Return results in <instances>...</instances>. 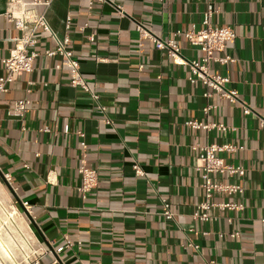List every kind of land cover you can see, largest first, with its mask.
<instances>
[{
    "label": "crops",
    "instance_id": "1",
    "mask_svg": "<svg viewBox=\"0 0 264 264\" xmlns=\"http://www.w3.org/2000/svg\"><path fill=\"white\" fill-rule=\"evenodd\" d=\"M8 9V0H0V78L19 34L6 18ZM207 12L214 26L236 33L225 54L237 61L212 64L211 72L230 79L226 88L251 114L192 83L189 65L175 64L137 30L142 25L162 41L174 40L186 60L200 61L204 53L176 33L200 29ZM46 19L58 40L70 38L67 48L112 124L91 95L71 86L70 69H57L62 58L45 56L57 40L40 31L34 71L0 95V202L24 214L19 219L37 250L51 242L63 246L65 237L73 244L59 259L41 255L39 264H264V0H53ZM24 100L30 101L26 113L16 109ZM207 105L215 109L205 115ZM189 121L227 131L193 129ZM212 144L243 148L222 157L246 175L213 179L244 189L216 194V202L244 208L213 209L214 220L200 221L194 215L205 192L193 146ZM82 159L99 175L86 198ZM136 163L144 175L136 174ZM163 201L171 204L174 220L163 216Z\"/></svg>",
    "mask_w": 264,
    "mask_h": 264
},
{
    "label": "built area",
    "instance_id": "2",
    "mask_svg": "<svg viewBox=\"0 0 264 264\" xmlns=\"http://www.w3.org/2000/svg\"><path fill=\"white\" fill-rule=\"evenodd\" d=\"M105 2L106 0H97ZM53 0H8L9 9L6 13V18L10 24L18 31V35L13 39L14 47L10 52L8 58L4 60V66L6 75L0 78V95L8 92L10 84L15 82L23 74H29L34 71V65L36 59L39 57L37 47L39 40L37 35L40 31L51 33V35L57 40V48L55 50H46L45 56L48 58L61 57L62 64L57 66L58 70H61L63 66H67L71 71V86L76 89H81L84 92L91 95L95 102L96 109L106 118V123L111 125L112 121L107 115L106 107L101 104L99 95L93 91L88 85L86 79L81 73V67L79 61L76 59L73 51L67 48L70 43V38L67 36L62 42L58 40L54 32L52 31L47 19L46 13L50 8ZM40 9V10H39ZM212 12H207L204 15L202 27L200 29H192L191 31L176 33V36L185 37L193 46L198 47L203 53L204 57L200 61H188L180 53L179 47L174 40L162 41L148 31H146L142 25L137 26V30L140 32L143 39H150L159 50H166L170 57L177 65H189L191 69V76L189 80L192 83L201 82L207 89H211L221 97L227 99L231 104H240L244 108L246 115L251 114L253 110L245 103L241 102L238 93L234 90L226 88V85L230 83L228 77H224L218 74H212L211 65H228L235 63L237 60L231 55L225 54L226 46L229 42L234 41L236 33L231 26L216 27L212 24ZM67 27H70V19L67 23ZM85 27H81L83 31ZM94 38L91 37L90 41ZM205 97H210V92H206ZM30 101H18L16 103V109L20 112L26 113ZM215 109L213 105H207L203 108L205 115H208ZM189 127L197 130H212L218 129L220 131H227V127L224 125L201 123L198 121H189L187 124ZM261 126L264 128V120L261 121ZM45 131L49 132L48 129ZM80 137H84V133L78 132ZM83 147L86 148V144L83 143ZM193 150L199 151V159L197 170L202 175V189L205 192V199L198 206V212L195 213L194 219L200 221L214 220L209 211L213 209L226 210H242L244 206L242 204H236L234 202L219 203L214 200L216 194H224L233 196L236 194H242L244 189L239 184H229L223 182H215L213 177L215 175H227L229 177H244L246 175V169L242 166H235L226 163L222 154L235 153L238 150H243L242 147H236L231 144H212L193 146ZM134 170L138 176L144 175L140 165L136 163ZM79 173L81 175L82 185L81 193L83 198H86L89 192L96 188L98 184V172L95 169L88 167L87 161L82 159L79 167ZM5 182L13 187V178L9 174L4 176ZM23 208L26 211V215H31L30 206L28 203H23ZM5 208L0 202V232L1 237L6 244L9 245V249L12 257H6L3 251L0 249V264H39V257L46 253H54L59 259L65 250L71 249L73 244L65 237V244L63 246H56L55 242L50 243L49 249H36V244L32 233L29 228L23 226L19 216L24 218L23 213H16L15 218L11 217L9 220H5L6 213ZM163 216L167 220H174L175 215L171 210V204L167 201H163ZM231 222V219L228 220ZM29 229V230H28ZM205 235H208L205 233ZM239 233L231 235L233 238L237 237ZM193 246V245H191ZM2 255L4 258H2ZM58 260H56V263ZM205 264H217L215 260L207 261Z\"/></svg>",
    "mask_w": 264,
    "mask_h": 264
},
{
    "label": "bare ground",
    "instance_id": "3",
    "mask_svg": "<svg viewBox=\"0 0 264 264\" xmlns=\"http://www.w3.org/2000/svg\"><path fill=\"white\" fill-rule=\"evenodd\" d=\"M10 210L12 212H8L5 210V213H7V219H10L11 217L15 218V214L18 213V211L12 207H10ZM11 213V214H9ZM9 245L5 243V241L2 239L1 235H0V249L3 251V253L5 254L4 256L6 257H12L10 249H9ZM4 256L2 255V258H4ZM0 261H2V259L0 258Z\"/></svg>",
    "mask_w": 264,
    "mask_h": 264
},
{
    "label": "rangeland",
    "instance_id": "4",
    "mask_svg": "<svg viewBox=\"0 0 264 264\" xmlns=\"http://www.w3.org/2000/svg\"><path fill=\"white\" fill-rule=\"evenodd\" d=\"M6 205H4V208H5V210L6 211H8V212H12L11 210H10V207H5ZM5 212V211H4ZM9 214H11V213H9ZM20 217V216H19ZM5 220L7 221V220H9V219H7V213H6V218H5ZM0 235H1V232H0Z\"/></svg>",
    "mask_w": 264,
    "mask_h": 264
}]
</instances>
